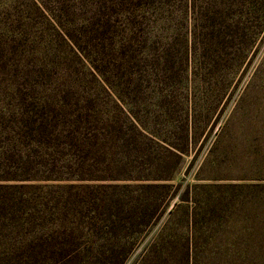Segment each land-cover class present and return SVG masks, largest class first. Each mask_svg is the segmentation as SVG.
Instances as JSON below:
<instances>
[{
  "label": "trees",
  "instance_id": "trees-1",
  "mask_svg": "<svg viewBox=\"0 0 264 264\" xmlns=\"http://www.w3.org/2000/svg\"><path fill=\"white\" fill-rule=\"evenodd\" d=\"M73 1L57 0L65 16L78 6L90 17L53 26L73 58H53L59 70L42 71L35 95L10 91L0 109V264H125L177 196L170 182L191 143L190 0ZM174 7L185 15L175 32Z\"/></svg>",
  "mask_w": 264,
  "mask_h": 264
},
{
  "label": "rangeland",
  "instance_id": "rangeland-1",
  "mask_svg": "<svg viewBox=\"0 0 264 264\" xmlns=\"http://www.w3.org/2000/svg\"><path fill=\"white\" fill-rule=\"evenodd\" d=\"M77 7L67 17L57 0H0V109L14 104L10 91L35 95L42 71L59 70L53 58H73L53 26L90 17ZM172 10L165 20L175 32L185 15ZM185 19L189 152L170 182L176 198L125 264H264V0H190ZM124 108L134 110L128 99Z\"/></svg>",
  "mask_w": 264,
  "mask_h": 264
}]
</instances>
